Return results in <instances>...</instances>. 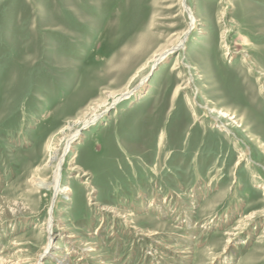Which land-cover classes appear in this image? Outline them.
Masks as SVG:
<instances>
[{
	"label": "rangeland",
	"instance_id": "rangeland-1",
	"mask_svg": "<svg viewBox=\"0 0 264 264\" xmlns=\"http://www.w3.org/2000/svg\"><path fill=\"white\" fill-rule=\"evenodd\" d=\"M59 262L264 264V0H0V264Z\"/></svg>",
	"mask_w": 264,
	"mask_h": 264
},
{
	"label": "bare ground",
	"instance_id": "bare-ground-1",
	"mask_svg": "<svg viewBox=\"0 0 264 264\" xmlns=\"http://www.w3.org/2000/svg\"><path fill=\"white\" fill-rule=\"evenodd\" d=\"M183 7H184V9L186 11L189 10V7H187V5H183ZM197 14H198V12L195 11V12H192V14L190 15L192 28L195 27V25H196L195 24V22H196V17L195 16ZM184 44H185V41H184V39H182L180 41V43L175 47V49H178V48L183 49L184 48ZM167 52H165V53H167ZM163 57H164L163 55L155 56L153 58L151 64L153 65V64L159 63L162 60ZM179 65H180V63L177 62L175 64V66H174V69H177ZM130 91H131V88L125 90L124 93L119 94L117 97L114 96L112 101L107 106H105V110L107 109L108 106H113V105L118 104L121 100H123L125 98L126 95H130L131 94ZM102 113H103L102 111L101 112L95 111L90 117L87 118V120H85V121H83L81 123V126H83V128H87V127L91 126L100 117L99 114H102ZM220 117L228 118L229 116L224 114V113H221ZM74 135H76V134H71V137H69L66 140L67 143H66V145L63 148L62 154H60L59 156L56 155V156H54L52 158L50 157L51 161H49V163L52 164L51 163L52 161H55V163H56L53 181L51 183H48L46 180L36 179L35 182H36V186L38 188H45L46 190L51 189L55 193L56 196L65 193V191L63 190V185H62V168H63L64 163H65L64 160L67 157L66 155L69 152V148L73 147L72 146V142H73V136ZM53 230L54 229H53L52 221L50 220L49 223H48V226H47V232H48V238L49 239H51V237L53 236ZM49 245H50V243H47L44 249L47 250ZM58 264H62V263L59 262Z\"/></svg>",
	"mask_w": 264,
	"mask_h": 264
}]
</instances>
